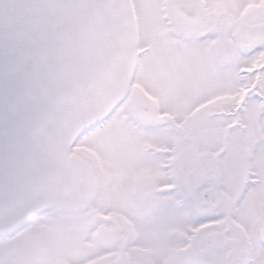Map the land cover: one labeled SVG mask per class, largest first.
Listing matches in <instances>:
<instances>
[{"label":"snow or ice","instance_id":"obj_1","mask_svg":"<svg viewBox=\"0 0 264 264\" xmlns=\"http://www.w3.org/2000/svg\"><path fill=\"white\" fill-rule=\"evenodd\" d=\"M0 264H264V0H0Z\"/></svg>","mask_w":264,"mask_h":264}]
</instances>
